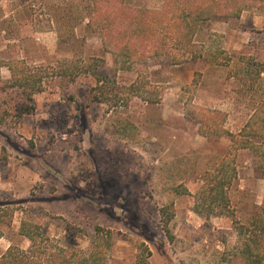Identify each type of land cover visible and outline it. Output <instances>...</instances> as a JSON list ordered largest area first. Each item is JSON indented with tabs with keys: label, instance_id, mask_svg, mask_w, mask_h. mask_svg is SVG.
Returning a JSON list of instances; mask_svg holds the SVG:
<instances>
[{
	"label": "rangeland",
	"instance_id": "rangeland-1",
	"mask_svg": "<svg viewBox=\"0 0 264 264\" xmlns=\"http://www.w3.org/2000/svg\"><path fill=\"white\" fill-rule=\"evenodd\" d=\"M160 2L127 0L150 8ZM89 12L90 0H0V203L17 209L11 224H0V254L31 246L20 234L26 212L53 240L87 255L96 250L102 264H218L236 240L234 220L264 207V180L241 150L234 220L196 214L202 175L229 152L231 140L202 136L191 112L228 113L225 129L238 133L254 103L224 68L195 74L152 64L116 72L113 56L87 27ZM200 40L209 53L238 56L264 41V18L249 10L236 27L211 23ZM15 58L45 77L32 100L10 84ZM141 71L159 87V105L129 101ZM99 76L111 94L97 91Z\"/></svg>",
	"mask_w": 264,
	"mask_h": 264
},
{
	"label": "trees",
	"instance_id": "trees-1",
	"mask_svg": "<svg viewBox=\"0 0 264 264\" xmlns=\"http://www.w3.org/2000/svg\"><path fill=\"white\" fill-rule=\"evenodd\" d=\"M249 10L264 18V0H161L154 8L128 4L127 0H90L87 27L101 38L104 51L113 56L116 72L138 71L152 64L192 68L195 74L213 67L224 68L229 70L230 78L239 81L240 92L254 103L252 114L238 133L225 129L228 113L206 108H194L191 112L190 119L199 126L202 136L231 140L229 152L202 175L203 185L195 195L193 211L207 220L223 216L234 220L231 193L239 151L250 153L255 174L264 180V41L251 43L249 51L237 56L224 50L209 53L206 42L200 40L207 25L216 22L236 27ZM8 67L12 74L10 84L23 89L30 100L42 90L45 77L40 75L41 68L30 67L18 58ZM148 74L138 73L129 87V101L137 97L146 105L162 102L161 91ZM96 78L97 91L102 96L111 94L105 91V85H100L104 79ZM30 86L33 89L29 92ZM193 86L196 91L198 83ZM16 212L8 203H0V224H11ZM162 212L168 217L164 221L168 232L171 217L166 207ZM234 225L236 240L220 253L218 264H264V207L255 205L248 219H235ZM20 234L30 240L31 246L27 250L11 246L0 254V264H102L96 250L87 255L77 245L53 240L26 212ZM2 236L0 231V240Z\"/></svg>",
	"mask_w": 264,
	"mask_h": 264
},
{
	"label": "crops",
	"instance_id": "crops-1",
	"mask_svg": "<svg viewBox=\"0 0 264 264\" xmlns=\"http://www.w3.org/2000/svg\"><path fill=\"white\" fill-rule=\"evenodd\" d=\"M262 17H259V19H261Z\"/></svg>",
	"mask_w": 264,
	"mask_h": 264
}]
</instances>
